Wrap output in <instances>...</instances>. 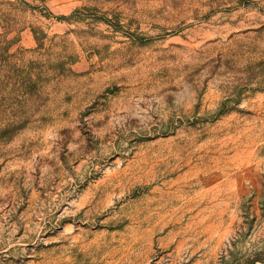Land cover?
Masks as SVG:
<instances>
[{
	"label": "rangeland",
	"instance_id": "obj_1",
	"mask_svg": "<svg viewBox=\"0 0 264 264\" xmlns=\"http://www.w3.org/2000/svg\"><path fill=\"white\" fill-rule=\"evenodd\" d=\"M257 258L264 0H0V264Z\"/></svg>",
	"mask_w": 264,
	"mask_h": 264
},
{
	"label": "trees",
	"instance_id": "obj_2",
	"mask_svg": "<svg viewBox=\"0 0 264 264\" xmlns=\"http://www.w3.org/2000/svg\"><path fill=\"white\" fill-rule=\"evenodd\" d=\"M259 258H257V259H254L253 261H252V264H256L257 263V261H260V262H264V258L263 259H259Z\"/></svg>",
	"mask_w": 264,
	"mask_h": 264
}]
</instances>
